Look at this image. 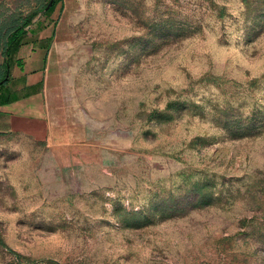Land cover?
Listing matches in <instances>:
<instances>
[{
  "label": "rangeland",
  "instance_id": "374dc122",
  "mask_svg": "<svg viewBox=\"0 0 264 264\" xmlns=\"http://www.w3.org/2000/svg\"><path fill=\"white\" fill-rule=\"evenodd\" d=\"M60 20L51 137L0 133V264H264V0Z\"/></svg>",
  "mask_w": 264,
  "mask_h": 264
},
{
  "label": "crops",
  "instance_id": "0c3cea01",
  "mask_svg": "<svg viewBox=\"0 0 264 264\" xmlns=\"http://www.w3.org/2000/svg\"><path fill=\"white\" fill-rule=\"evenodd\" d=\"M72 1L60 0L50 14H40L29 27L24 45L13 55L8 81L0 89V133L21 132L38 140L51 137V87L56 78L51 67L52 44Z\"/></svg>",
  "mask_w": 264,
  "mask_h": 264
},
{
  "label": "trees",
  "instance_id": "16d2710c",
  "mask_svg": "<svg viewBox=\"0 0 264 264\" xmlns=\"http://www.w3.org/2000/svg\"><path fill=\"white\" fill-rule=\"evenodd\" d=\"M50 1L42 0L39 8L25 19H12L6 24H0V48H3L0 55V89L8 81L6 78L11 66V59L24 45V41L29 34V27L40 14H50L60 0H55L52 7L48 11H45ZM6 102L7 100H3V103ZM0 245L5 247L15 258L22 259L21 255L8 249L2 240H0Z\"/></svg>",
  "mask_w": 264,
  "mask_h": 264
},
{
  "label": "water",
  "instance_id": "95a60500",
  "mask_svg": "<svg viewBox=\"0 0 264 264\" xmlns=\"http://www.w3.org/2000/svg\"><path fill=\"white\" fill-rule=\"evenodd\" d=\"M54 2H55V0H51L50 3L48 4V6L46 7L45 11H48L52 7V5L54 4ZM8 75L9 74H7V78H8Z\"/></svg>",
  "mask_w": 264,
  "mask_h": 264
}]
</instances>
